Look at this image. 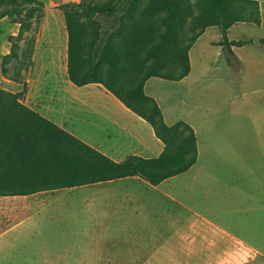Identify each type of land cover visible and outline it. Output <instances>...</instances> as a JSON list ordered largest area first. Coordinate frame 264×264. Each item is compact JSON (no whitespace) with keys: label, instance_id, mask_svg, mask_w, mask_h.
Masks as SVG:
<instances>
[{"label":"rangeland","instance_id":"374dc122","mask_svg":"<svg viewBox=\"0 0 264 264\" xmlns=\"http://www.w3.org/2000/svg\"><path fill=\"white\" fill-rule=\"evenodd\" d=\"M258 2L261 25L236 23L227 33L230 40L253 42L239 48L242 71L235 57L228 64L217 45L221 40L219 29L209 27L189 51L191 71L184 80L154 78L148 83L147 94L156 99L166 122L189 123L200 140V163L186 175L193 208L245 241L230 237L234 243L231 246L227 242L223 247L226 253L220 264H264V0ZM49 10L44 5L41 17L33 19L31 29L19 43L18 57L5 65V75L1 73L2 59L10 50L8 37L17 32L19 23L10 18L0 20V88L20 93L23 104L41 111H50L56 100L51 96L52 75L38 71L33 61L36 40L42 35L41 25ZM58 12L65 24L62 10L58 8ZM121 14L118 10L110 17L96 18L104 35L114 30ZM60 75L62 72L57 74L59 78ZM41 80L49 82L51 88L40 90L36 82ZM82 133L88 141L103 142L88 126L82 127ZM86 188L65 189L62 194L42 192L19 199L20 220H35L27 225L28 242L20 243L19 264H94L103 257L105 260L113 250L137 248L138 243L131 237L110 240L79 232L81 225L85 230L84 224H90L91 215L99 213L97 199L101 191H106L102 185ZM69 190L74 191L64 196ZM86 199L89 201L84 202ZM139 246L142 251L152 250V244ZM175 249L177 254L161 255L164 261L208 264V245L195 254L186 248Z\"/></svg>","mask_w":264,"mask_h":264},{"label":"trees","instance_id":"16d2710c","mask_svg":"<svg viewBox=\"0 0 264 264\" xmlns=\"http://www.w3.org/2000/svg\"><path fill=\"white\" fill-rule=\"evenodd\" d=\"M123 1L126 5L123 6ZM39 0H0V20L19 23L9 36L5 65L18 57L19 43ZM68 34L67 76L77 87L102 85L126 108L145 120L162 142L153 158L128 155L115 161L21 102L20 93L0 88V196H27L138 176L156 186L188 171L197 161L194 129L185 121L168 125L156 100L144 91L152 78L180 81L190 72L189 51L209 27L221 33L218 46L230 65L232 47L252 41L229 40L236 23L261 25L258 0H105L58 6ZM122 14L114 30L103 34L96 20Z\"/></svg>","mask_w":264,"mask_h":264},{"label":"crops","instance_id":"0c3cea01","mask_svg":"<svg viewBox=\"0 0 264 264\" xmlns=\"http://www.w3.org/2000/svg\"><path fill=\"white\" fill-rule=\"evenodd\" d=\"M39 1H42L50 10L46 13L41 25L42 35L36 40L33 54L34 67L42 73L51 74L53 82L52 88L49 82H45L46 80L37 81L36 85L40 90L53 89L51 96L56 100L50 111L30 108L115 161H121L131 154L145 158L157 157L163 150V144L145 120L126 108L102 85L91 83L77 87L68 80V36L62 16L58 12V6L80 0ZM15 30L17 32L12 36L18 33L19 24ZM241 47H232L235 58L240 64L239 71H242L244 63L242 56L238 54ZM60 72L62 75L59 78L57 74ZM154 78L145 82L146 94L148 83ZM149 96L152 97L150 94ZM174 123L176 121L167 124ZM84 125L94 129L103 142L88 141L82 133ZM191 127L194 129L192 125ZM194 131L197 137V132L195 129ZM196 139L198 147L200 140ZM203 142L206 143L204 139ZM200 158L201 150L198 148L197 161L188 171L170 177L156 186L138 176L80 186L88 189L91 186L102 185L106 189L99 193L97 199L99 213L91 215L90 224H84V227H87L85 230L81 225L80 233L85 232L96 238L105 237L110 240L131 237L138 243L134 250L127 252L113 250L106 256V261L103 257L94 264H177V261H164L161 255L177 254L175 249L177 246L180 247V251L186 248L189 253H200L207 245L208 264H220L224 258V252L226 253L223 247L227 245V242H230L232 246L234 243L232 239L244 241L242 237L218 226L193 208V193L189 196V176L186 175L193 172L200 163ZM182 186L186 187L182 188ZM62 190L65 189L56 191L62 194L64 192ZM73 191L69 190L64 193V196L71 195ZM38 194L0 196V264H19L20 243L28 242L30 235L27 225L31 221L35 222L33 217L20 220L19 199ZM87 201L89 200H84V202ZM30 208L31 206H28L26 209L30 210ZM140 243L152 244V250L150 252L140 250ZM156 243L158 245H155Z\"/></svg>","mask_w":264,"mask_h":264}]
</instances>
